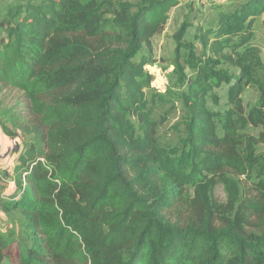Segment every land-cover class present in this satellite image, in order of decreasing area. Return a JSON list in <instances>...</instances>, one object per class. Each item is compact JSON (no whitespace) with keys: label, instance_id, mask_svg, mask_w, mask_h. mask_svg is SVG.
<instances>
[{"label":"trees","instance_id":"16d2710c","mask_svg":"<svg viewBox=\"0 0 264 264\" xmlns=\"http://www.w3.org/2000/svg\"><path fill=\"white\" fill-rule=\"evenodd\" d=\"M178 5L0 0V128L23 145L14 168L20 198L3 208L31 233L29 246L12 231L0 234V264H264V234L246 231L252 214L264 217V160L242 134L260 127L264 140L263 66L248 44L264 0L198 28L214 60L199 63L192 78L180 62V49L193 50L181 44L190 28L182 23L167 93L181 105L184 137L164 148V96L145 67ZM219 63L239 70L233 83ZM222 82L230 84L229 108L219 129L208 99ZM248 86L259 90L249 112L241 98ZM254 172V201L234 213V199L223 204L206 193L226 185L228 173Z\"/></svg>","mask_w":264,"mask_h":264},{"label":"rangeland","instance_id":"374dc122","mask_svg":"<svg viewBox=\"0 0 264 264\" xmlns=\"http://www.w3.org/2000/svg\"><path fill=\"white\" fill-rule=\"evenodd\" d=\"M117 1L136 3L141 0ZM178 1L179 5L170 12V18L164 30L153 39V52L151 53L153 62L145 67V71L152 76L151 89L164 96L163 101L160 102V106L158 107V120L165 121L164 123H161L158 132L160 143L164 148H166V146L177 144L184 137V126L180 122L183 114L181 105L179 101L168 96L167 93L171 88L170 86L176 80V75L172 74V64L177 55V31L184 22H187L190 25L181 44L191 45L193 50L188 51L186 47H183L179 51V56L181 65L184 68V75L192 78L196 71V66H198L199 63H206L208 58L214 60V57L210 54L209 50L201 45L200 40L198 39L200 35L198 28L201 26L206 28L215 23L220 12H231L246 0ZM237 40L238 37L233 38L234 42ZM211 41H213V39ZM248 44L250 47L254 48L255 53L263 66V69L259 72L262 78L264 76V14L255 19L252 37ZM243 49L244 47L239 48L237 54L241 53ZM226 52L229 51L226 50ZM137 60H139V56L137 57ZM194 62H197V64ZM216 69L228 72L232 78L231 83H233L239 76V70L237 68L226 64L221 65V63H219L216 65ZM229 85L230 84L227 82H222L220 87L212 90L208 99V106L215 116L214 119L219 129H221V122L224 114L229 108L227 98ZM241 98L246 111L249 112L257 106V103H259V90L257 87L248 86L242 93ZM176 126H179V128H175ZM261 131L262 129L260 127L252 128L251 126H247L246 129L242 131V134L256 140L255 153L264 160V140L259 141ZM13 147L15 149L18 148V152L22 150L23 145L21 135L15 140ZM226 175L228 176L226 185L223 183H217L216 186L208 188L206 193L213 196L217 202L223 204H227L229 199H234V213L238 207H242L243 204L254 201L256 191L253 185H255L258 180L257 172L240 176L231 173ZM0 186H2L0 187V213L6 218V222L4 223H2V220L0 219V234L12 231L14 241L21 246H29L31 233L26 228L27 225L25 219L17 212L7 213L3 208L4 204H11L8 202V198L17 197L19 195V190L16 188L13 189L11 195H4L10 185H8V181H6V184ZM194 194L193 188H187L185 191V197L188 199H191ZM246 231L258 235L264 234V217L259 218L258 214H252L250 223L246 227ZM2 264L13 263L4 261Z\"/></svg>","mask_w":264,"mask_h":264},{"label":"crops","instance_id":"0c3cea01","mask_svg":"<svg viewBox=\"0 0 264 264\" xmlns=\"http://www.w3.org/2000/svg\"><path fill=\"white\" fill-rule=\"evenodd\" d=\"M14 143L15 140H10L3 134L0 128V185L6 184V181H8V185H10L5 194L3 193L4 195H11L13 189H16L14 184V168L17 165L19 153L16 152V149L13 147ZM19 198V196L15 198H8V202L12 205L16 203ZM0 219L2 220V223L6 222V218H4L1 213Z\"/></svg>","mask_w":264,"mask_h":264},{"label":"built area","instance_id":"2783aa9c","mask_svg":"<svg viewBox=\"0 0 264 264\" xmlns=\"http://www.w3.org/2000/svg\"><path fill=\"white\" fill-rule=\"evenodd\" d=\"M25 176V175H24Z\"/></svg>","mask_w":264,"mask_h":264}]
</instances>
